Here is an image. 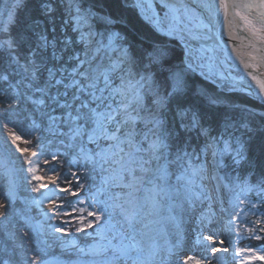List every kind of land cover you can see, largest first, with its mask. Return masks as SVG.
Instances as JSON below:
<instances>
[{
	"label": "snow or ice",
	"instance_id": "snow-or-ice-1",
	"mask_svg": "<svg viewBox=\"0 0 264 264\" xmlns=\"http://www.w3.org/2000/svg\"><path fill=\"white\" fill-rule=\"evenodd\" d=\"M86 2L39 0L43 20L35 22L27 39L12 37L10 30L5 35L0 28V94L9 105L0 114V184L6 188V202L0 200V253L7 257L0 256V264H54L46 259L49 241L74 252L78 264H214L215 254L229 252L228 247L203 246L211 257L175 259L183 223L213 199L211 181L216 191L245 194H237L239 203L229 201V207L221 200L226 227L231 230L235 223L240 238L243 217H255L245 227L247 238L264 240V178L249 184L236 177L224 184L219 174L246 162L244 125L225 119L206 126L203 113L186 106V76L197 69L207 68L236 90L231 74L237 65L228 51L236 52V46L228 41L250 50L247 60L237 59L259 92L244 77L241 89L264 97V0H135L132 6L155 31L182 45L179 65L167 43L145 45L131 33L112 31L113 21L84 7ZM0 3L11 18L22 0ZM97 22L105 25L102 31ZM18 124L39 133L35 150L18 146ZM5 135L16 152L28 153L23 163L12 158ZM41 162L46 165L43 177L35 174ZM44 179L48 184L36 186L47 191L29 197L25 205L39 209L49 201L52 206L49 213L41 209L37 215L42 219L34 222L26 211L15 212L14 201L21 187ZM251 191L255 200L246 199ZM57 218L61 223H50ZM208 224L198 221L197 245ZM73 228L92 243L80 246ZM203 240L212 244L214 238L203 235ZM245 251L251 256L241 258ZM257 253H264V246L248 245L230 255L234 264H246L252 258L264 260Z\"/></svg>",
	"mask_w": 264,
	"mask_h": 264
},
{
	"label": "trees",
	"instance_id": "trees-1",
	"mask_svg": "<svg viewBox=\"0 0 264 264\" xmlns=\"http://www.w3.org/2000/svg\"><path fill=\"white\" fill-rule=\"evenodd\" d=\"M133 4V0H87L84 7H90L97 16L108 17L112 20L113 23L110 25L112 31L121 34L131 33L138 36L145 45L164 41L168 47L173 49L174 63L179 65L184 62L183 47L180 43L155 31L154 27L140 15L137 8L132 6ZM38 20H43L39 10V0H22V5L15 10V16L4 34L7 35L10 30L12 37L18 40L27 39L32 26ZM59 20L60 15L58 14V24ZM96 26L101 31L105 27L102 22H97ZM57 30L59 31V27ZM22 49L26 50V45H22ZM186 80L190 89L186 97V106L191 105L200 110L205 116L206 126L215 127L225 119L244 125L242 130L245 132L246 162L242 161L237 167V174L241 178H248L254 184L264 178L261 176V173H264V103L241 92L237 87L236 90H231L229 84L208 80L197 72L188 73ZM210 98H215L219 102L209 103ZM8 107L5 96L0 94V114ZM18 128L20 130L17 133L21 135L22 139L33 141V144H27V148L35 150L34 142L39 133L30 132L27 124H18ZM22 147L24 146L22 145ZM45 167L46 165L41 162L40 172L42 175H45L43 171ZM20 191L22 196H26L27 193L21 188ZM5 192L6 188L0 184V200L6 202ZM19 237L16 240L17 245L23 238L22 232L19 233ZM80 238V243L89 239L84 234L80 235ZM262 243L264 244V240L257 241L258 245ZM3 245L4 241L0 239V248ZM47 252L50 255L48 249Z\"/></svg>",
	"mask_w": 264,
	"mask_h": 264
},
{
	"label": "rangeland",
	"instance_id": "rangeland-1",
	"mask_svg": "<svg viewBox=\"0 0 264 264\" xmlns=\"http://www.w3.org/2000/svg\"><path fill=\"white\" fill-rule=\"evenodd\" d=\"M133 3H135V0H133ZM137 10L140 13V11H139L138 8H137ZM140 15H141V13H140ZM14 16H15V13H14ZM13 18L14 17H11L10 18L9 15L7 13H5V10H4L3 6H2V3H0V28H4V31H6L7 28H8L9 23L13 20ZM5 25H7V27H4ZM195 72H197L198 74H200L201 76H203L204 78H206L208 80H213V81H216V82L221 83V84H226V83L220 82L219 81L220 79H217L214 76V74L212 72H210L207 68H205L203 71L197 69ZM231 75L235 79L236 78L240 79V77H241V75L235 69L232 71V74ZM237 88L241 91V89L239 87H237ZM17 135H19V134L17 133ZM3 139L6 140V141H8V147L11 149L12 158L19 157L20 163H23V161L25 160V158L28 155V153H25V155L22 156L19 152H16V147L13 146V145H11V142L8 139V136L7 135H5ZM23 140L24 139H21V141H18L17 142L18 143V146L21 149L27 148V144H25L23 142ZM22 145L25 148L22 147ZM226 164L231 165V159L230 158H226ZM10 167H12V166L10 165ZM15 167L18 168L19 167V164H17ZM24 167L26 169L27 168V165H24ZM236 169H237V167H235V168L225 167L223 170L220 171L219 174H220V176L222 178H224L223 179V183L224 184H228L229 179L235 180L236 177H240L237 174V172H236L237 170ZM35 174L38 175V176H41V177L45 176V175H42L41 174L40 170L37 171ZM25 175H27L26 172H25ZM242 179L245 180V181H247L249 184H254V183H251L250 180L248 178H246V177L245 178H242ZM41 182H43L45 184H48V180L47 179H44L42 181H32L31 183L26 184L24 187L27 188V191L24 190V187H21V189L25 193H27V194H26V196H22L21 191L19 189L18 192H17V195H16V199L14 201L15 212L22 214L23 212L26 211L28 215H30V216H32L34 218V222H35V220L42 219V217H39L37 215V213L41 209H42V211L44 213H49V209L52 206L51 205V202L45 201L40 206L39 209L36 208V207H34V206L26 208L25 201L28 200L29 197H38L41 192H46L47 191V189H41V188H38L36 186L38 183H41ZM211 183L212 182H208V192L213 197L214 192H213L212 184ZM51 186L52 185L49 184V187H51ZM237 194H239L241 196H244L245 195L244 193H240L239 192V189H236V191L234 192V191H230L228 188H225V192L222 194L223 197H221L219 201L220 202H221V200L224 201V205H223L224 207L229 206V201H232V202H235V203L238 204L239 202L235 199V197L237 196ZM60 195L63 196L64 193H60ZM68 198L69 199H75V197H68ZM246 199L255 200L256 199V193L254 191L248 192L246 194ZM220 205H221V203H220ZM204 206L205 207H208V209H210L212 212H214V203L212 201L210 202V204L209 203H206ZM239 206L240 207H244V205H239ZM200 216H201V214L198 211L196 213V216L194 218H192V219H186L185 222L182 225V227H185L186 228L184 234H182V235L184 237H186V239H188V241L191 244H193V245H197L195 241H196V237H197L198 221L200 220ZM17 219L19 220V217H17ZM65 219H67V218H65ZM89 219H92V218L90 217ZM208 220L207 219H204L205 224H208ZM20 222H22V221H20ZM50 223L59 224V223H61V220L59 218H57V219H54V220L50 221ZM94 227H95V225H94ZM245 227L246 226H244V228ZM85 231L91 232L92 229H86ZM70 232L71 233H75V235L77 237H79V238H80V235L84 234V232H78V233L75 232V229L74 228L73 229H70ZM53 235L58 236V237H62L63 239H68V237L63 236L62 233H55V232H53ZM261 235H264V233H262ZM84 236H85V234H84ZM248 236H249V234H246V235L243 236V238L248 237ZM80 239L77 241V243L80 246H82V247H85L88 244H91L92 243L91 238L87 239L84 243H80L81 242ZM172 239H174V237H169V240H172ZM200 240H201V244H203V240L201 238H200ZM251 240L258 241V240H255V239H249V241H251ZM161 243H163V241H161ZM49 244H50V247H48V250L50 252V255H48L46 257V259H48L50 261H53L54 264H78L77 255L74 252L67 251L64 248H62V246H61V244H60L59 241H49ZM260 246H264V244L262 243L260 245L253 246V248L260 247ZM188 255H190V253H187L186 250L183 249V246H182L180 252L178 253V256L175 259H179L180 261H182ZM0 256H4V258H7L3 253H0ZM83 259L86 260V259H88V257L85 256ZM194 260H196V259H194ZM189 264H193V262L192 261H189ZM250 264H264V260L257 259V260H255L254 262H252Z\"/></svg>",
	"mask_w": 264,
	"mask_h": 264
},
{
	"label": "bare ground",
	"instance_id": "bare-ground-1",
	"mask_svg": "<svg viewBox=\"0 0 264 264\" xmlns=\"http://www.w3.org/2000/svg\"><path fill=\"white\" fill-rule=\"evenodd\" d=\"M227 30V28H226ZM248 57L245 58L247 60ZM215 190V195H213L212 202L214 203V212H212L208 207L203 208V212H200L201 216L200 219H211L212 223L208 224V227H206L201 234V239L203 240V235H212L214 240L213 243L210 244L209 241L203 240V244L201 245H193L191 244L186 237H184L182 234H184L186 228L182 227V232H181V237H182V246L183 249L186 250L187 253H190V255L193 256L194 259L199 260L203 255H207L211 257V252L208 251L205 253L203 246H208L209 249L211 246H216L220 248L228 247L229 252L227 253H220L217 252L216 255V260L214 261V264H234V261L231 258V253L234 252L235 249H243L245 246H257V241H249V238L245 237L243 238L244 235L248 234L245 231L244 226H247L248 224L252 223L255 219V217L252 216H245L243 217L245 223L243 225L239 226V232L241 233V237L238 238L236 235L237 232V225L234 223L232 225L231 230H229L226 227V217L225 214L221 211V205H220V191ZM229 207V206H227ZM245 207V205H244ZM234 216V213H233ZM220 241H223L224 243H220ZM257 255H264V253H257ZM251 253L250 252H242L241 253V258H247L250 257ZM257 260L256 258L248 259L246 260V264H250ZM203 264V261H202Z\"/></svg>",
	"mask_w": 264,
	"mask_h": 264
},
{
	"label": "water",
	"instance_id": "water-1",
	"mask_svg": "<svg viewBox=\"0 0 264 264\" xmlns=\"http://www.w3.org/2000/svg\"><path fill=\"white\" fill-rule=\"evenodd\" d=\"M217 2H218V0H217ZM221 24H223L224 23V19H223V15L221 14ZM165 36V35H164ZM166 37H168V36H166ZM169 38H171V37H169ZM223 39L225 40V41H228V32H227V30H226V27H225V30H224V36H223ZM178 41V40H177ZM179 42V41H178ZM230 44H232L233 46H236V52H232V48L230 47L229 49H228V51H229V53H231L232 55H233V58H234V60H235V63H236V65H237V67L235 68V70L241 75V77H244L247 81H248V83L249 84H251L252 85V88L254 89V91L256 92V93H258L259 92V88H258V86L255 84V82H253V81H251V78L250 77H247L246 75H245V72H244V69H243V66L242 65H240V63H239V59H237V56L239 55V56H242L243 57V59H245L246 57H247V55L245 54V53H247L248 51H250L249 49H246V48H244L243 46H238L239 44H240V42L239 41H228ZM262 79H264V77H261ZM233 80H235V81H237V87H239L240 89H241V87H240V84H239V80L240 79H238V78H232ZM220 82H222V83H226V84H229L227 81H222V80H219ZM241 92H243V93H246V94H248V95H250L251 97H253V98H255V99H257V100H259V101H261V102H263L264 103V97H260V96H258V95H254V94H249L248 92H247V90L246 89H241Z\"/></svg>",
	"mask_w": 264,
	"mask_h": 264
},
{
	"label": "built area",
	"instance_id": "built-area-1",
	"mask_svg": "<svg viewBox=\"0 0 264 264\" xmlns=\"http://www.w3.org/2000/svg\"><path fill=\"white\" fill-rule=\"evenodd\" d=\"M217 79H219V77L218 76H216V75H214ZM232 78H234V77H232Z\"/></svg>",
	"mask_w": 264,
	"mask_h": 264
}]
</instances>
